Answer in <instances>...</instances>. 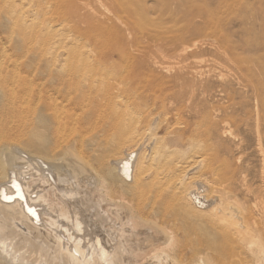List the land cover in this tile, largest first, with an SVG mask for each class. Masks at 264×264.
<instances>
[{
  "label": "bare ground",
  "instance_id": "obj_1",
  "mask_svg": "<svg viewBox=\"0 0 264 264\" xmlns=\"http://www.w3.org/2000/svg\"><path fill=\"white\" fill-rule=\"evenodd\" d=\"M93 1L0 0V264H264V87Z\"/></svg>",
  "mask_w": 264,
  "mask_h": 264
},
{
  "label": "rangeland",
  "instance_id": "obj_2",
  "mask_svg": "<svg viewBox=\"0 0 264 264\" xmlns=\"http://www.w3.org/2000/svg\"><path fill=\"white\" fill-rule=\"evenodd\" d=\"M81 2L94 3L93 0H81ZM127 2L141 5V15L137 23L138 29L142 28V31L159 33L177 31L188 22L189 26L192 24L203 26L208 29L207 32L212 34L215 32L221 45V52L216 56L211 53L210 47L205 46L209 51L204 57L205 62L220 66L224 80L246 82L251 78L257 88L264 87V0H138V3L137 0H127ZM194 11L198 13L195 16H193ZM199 14L201 16L203 14L204 18L207 15L206 20ZM203 20L210 24L205 25ZM218 27L222 32L219 29V32L217 31ZM211 28H214V31ZM226 36L229 38H225ZM224 38L228 40L225 41ZM192 43L194 41L184 46H190ZM156 45L159 46V41L142 40L141 43V46L147 50L155 49ZM258 79L260 83H256ZM239 100L240 98L237 99ZM229 127L232 132H236L235 134L247 135L246 132L243 133V126L238 129L234 124H230ZM250 153V161L253 165H257V158L253 156L252 150Z\"/></svg>",
  "mask_w": 264,
  "mask_h": 264
}]
</instances>
